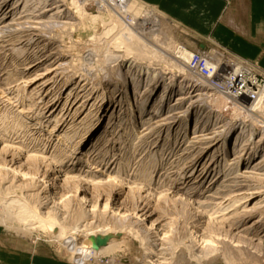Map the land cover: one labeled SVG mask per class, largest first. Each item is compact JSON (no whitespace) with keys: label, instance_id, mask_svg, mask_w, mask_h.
I'll return each mask as SVG.
<instances>
[{"label":"rangeland","instance_id":"374dc122","mask_svg":"<svg viewBox=\"0 0 264 264\" xmlns=\"http://www.w3.org/2000/svg\"><path fill=\"white\" fill-rule=\"evenodd\" d=\"M31 1L32 0H6L7 3L5 2L4 4L5 11H8V9L12 10L16 7L14 13L17 16L15 19L27 15V18L31 17L27 20L31 19L30 21H37L35 18H39V13H43L42 11L48 9L51 11L53 10V12L50 11L44 14L39 21H42L43 23L41 22L42 24L37 26L38 29L36 30H33L36 27L31 28L30 30H28L29 28L26 29L28 31L22 27H13L8 29L4 34H1L2 36L7 34L5 36L6 41L20 37L17 39V41H19L23 38L21 41H24V44L17 46L13 51L0 52V115L5 114L10 116L15 112L19 113L22 109H25V105L21 107L19 103H15V97L18 95L17 90L22 87V90L26 89V92H24V94L22 93L19 97L25 98V103L28 105V93L46 82L45 80L37 83L34 87L29 86L26 82L33 77L30 78L23 75V70L27 67L25 65H28L33 59L41 56L48 57L49 55L54 54V52H56L55 54H57V58H60L56 67L63 64L64 67L62 66V69L66 71L65 73L64 70H60L64 74L63 76H60V71L57 74V76L59 75L61 77L58 78L59 82L62 78H65V80L72 79V84L78 82V76L83 74V68L88 70V68L91 67L89 68V70L91 69L93 72L92 76L90 75L89 77L91 80H89L90 82L87 80L85 84H90L88 86L89 89H91V87L96 89V83L99 82L101 84V81L102 83L104 82L99 86H102L101 88L103 89L99 90V92L102 93L107 91L105 94V104L107 103L106 105H110L107 110L109 111L114 104H117L116 107L119 108L117 110L120 111L121 107L118 106V103L122 101L120 83L125 77L124 75H120L118 78L116 76L117 72L123 69L125 63H133L135 66L137 65V62H134L135 59H131L130 61H124L123 59H108L111 55L109 52H113L116 49V39H113L116 36L114 34L109 36L105 34L110 22L108 14L105 13L107 12V9L114 15L115 20H122L125 25L130 24L136 19V25L132 26L131 30L132 32H135L136 36L140 39L150 55V59L145 58V61L143 62L144 65L141 64V67L145 68L151 64L155 73L159 75L157 77V74H155V78H148L142 82V75L137 71H132V75H130L132 82L131 87L138 86L139 91L143 95L142 96L140 93L139 97L136 98L139 106H137L138 103H135V108L139 110H137L138 112H140V109H143V97H150V103L146 104L144 107L146 113L143 115L144 117L142 116V123L139 122L136 130H131V128L127 129L129 126L126 120L122 119L121 121L117 118V123L114 125L115 128L109 134L107 139L108 143L105 145L107 151L98 157V161L100 162L98 166L102 165L95 170L105 171L106 167L104 168L103 164H105V166L109 164V167L113 161L117 160L114 168L118 166L117 169L120 167L122 172L138 174V166L150 163L152 157H154L158 166L156 169L150 171L153 173L152 182H161L162 180H165L164 183L168 185L173 184L172 186L184 187V182L186 180L181 179H186L187 177H190V175L193 178L197 170H201L203 165L210 160L212 155L216 154L220 157V152L217 153L215 150L220 147L223 142L222 140L225 137H228L229 139L233 138L236 133L238 135L244 128L245 130L240 140V145L234 147L235 149L231 153L232 155L230 154L231 156H229L228 153L224 157L227 158L228 156L230 159H233V157H235L233 155L237 152L240 153V151H244V159L246 160L250 155L254 154V164L252 165V168L256 167L254 172L260 176H252L251 178H248L249 180L245 178L237 179V184H234L238 185V191L234 192L236 195L242 194V191L246 192L247 188L251 187L255 189V191L260 192V194L258 195V198L256 197V200L248 202V204L243 205V207H241L242 203L238 204L239 206L236 205L235 208L237 207V211L235 208L229 209L225 212L226 214L224 217L218 218L214 216L211 220L202 219L201 225L197 229L193 227V221L190 219L188 212L184 209L185 207L183 208L181 203L178 201L176 202L177 197L175 198L174 194H171V192H165L164 190L166 188L155 191L150 189V192H147L146 189L137 190L135 188L137 179L126 180L123 175L119 176L120 179L118 178L120 183L111 182L112 184L108 183L107 185L101 184L89 186L80 183H66L63 181V178L56 173L48 172L46 174L43 167V169L41 168V171H39L37 170L39 166L36 167L35 164H31L26 166V168L32 170L34 173L38 171L42 172L43 175L46 174V177H48L46 182H52L53 180H56L57 177H60V179L56 181V184L58 185L57 195H55L54 199L48 203L50 205L47 204L42 210L47 212L53 205H56V207H54L57 209L58 218L55 221V225L57 222L56 226H58V228L61 227L62 230L59 228L61 230L59 231L63 235L74 236L76 239V242H74L76 246L70 247L58 238L50 236L48 233L38 228H36L35 231L34 229L33 231L31 230L32 232L30 231V233L27 234L23 233L21 228H25L26 225L18 224L17 222L19 221L16 220L17 222H11L9 228L0 223L2 241L0 253L4 255H16L20 262H23L24 259L30 258L36 261V259L40 258L50 261L48 264H52V262H57L58 264H201V262H203L202 264H205L203 261L205 260L204 257H207L208 259L210 255L207 256L204 252H208L212 248L216 250L219 248L218 253L220 254V257L217 255V251L216 257L220 260L222 258L221 264H228L230 260L234 264H264V113L252 110V108L258 106L259 103L257 101H252L251 99L249 101L247 98H243L240 101L239 99L236 100V97H234L235 91L228 88L229 84L227 83L229 82L227 79H230L229 76L231 75L225 69V66L229 65V63H232L234 60L236 62H245L253 67L254 70L261 72L260 74L263 76L264 69L253 61L234 57L235 55H233V53L223 47L211 44L210 42H200L191 33L169 20L158 10L137 3L136 1L134 2L130 0L129 6H124L119 0H50L45 4L39 5H35ZM26 2L30 5H27V7L29 6L28 9H30L28 14H23L25 11H28V9L24 10V4ZM74 2H76L80 9L86 8L96 11L100 9L98 7L101 5V8L105 9L100 11L103 12V21L101 18L96 20V22L92 21L91 14L93 12L91 11L90 14L89 12H86L80 17V12L77 13ZM60 10L62 11L59 12ZM10 30L12 31L10 32ZM35 33L37 34L34 35ZM42 45L45 46L43 47ZM178 45H181L182 49L186 47L190 52H194L192 60L189 62L188 66L186 65V67L182 62L178 61L175 56L174 51ZM22 47L24 49H22ZM20 49L22 50V53ZM122 50L119 51V55L128 56L127 52L124 51V49ZM88 52L94 55L93 62L88 65V68L82 67L84 64L83 55ZM60 54L63 55L61 56ZM19 55L23 57H20ZM194 55H202L204 58L205 56H208L207 58H210V60H206L216 65V72H220V82H216L218 84H216L212 78H210V82L205 79V81L203 80L202 77H205L208 74L207 67H204V58L202 59L204 62L202 61L200 66L197 65L198 59L196 60L195 65L198 68H193V66H191V63L195 59ZM128 57L131 58L134 57V55ZM105 61H107L108 64ZM202 66L205 72L202 71ZM188 67L190 69H188ZM104 72H107L110 75L104 78ZM95 73L99 75L93 79L94 82L92 78ZM73 74H76L75 78L72 77ZM53 76L55 77V74L51 75L49 78L52 79L54 78ZM118 79L121 80V82ZM231 79L234 81L233 76H231ZM92 81L93 83H91ZM51 85L42 87V94L45 95L44 97L48 96V93H46L48 89L51 90L53 87L55 88L57 86ZM68 88L69 87L66 86V88L62 90L61 98H65ZM112 88H114V90ZM165 88L170 91H165V98L161 101L158 97ZM181 88H183L184 91H181ZM131 89L130 92H132ZM228 91H230V93ZM54 92L55 91L48 96V99H51L52 96L54 97ZM9 99H12V102H10ZM61 102H63V100L60 101V103ZM124 108L126 109L125 104ZM89 109L90 107H88V110ZM59 111L60 110H58V112ZM154 111L156 112L154 113ZM176 113L177 115H181L182 119L177 122L174 120L176 123L173 120H170V126L173 122V125L170 128L162 127L152 130L151 132L149 131L146 133L148 134L147 137L140 139L139 141L134 139L135 137L133 136L135 132L144 129L143 123H152L153 121L158 120V118H156L158 115L160 116L159 120L169 118V116L171 118L173 115L176 116ZM187 120L191 121V126L186 139H191L200 135L202 136L205 133L206 135L212 136L211 134L214 135L215 132H220L218 133L219 136L215 137V141L211 142L209 145L206 144V146L205 144H196L192 147L194 144L192 145L191 143L185 145L192 149L189 151L190 153L186 151V154L183 152L185 149L184 146L180 144L182 142L181 135L176 133V128H178L179 124H182ZM169 133L170 137H168ZM124 134L126 135L124 136ZM251 134L252 136H250ZM33 144L38 145L44 152L48 153L51 150V147L46 150L45 145L41 142H35ZM214 145L216 146L211 149L208 154H205V156L200 155L205 152V148ZM100 146L102 147V145ZM102 149L105 148L102 147ZM160 149L161 151L163 150V152H159L157 155L156 153ZM164 151H167V154ZM162 153L164 154L162 155ZM176 156L178 158L182 157V159H178ZM103 158L105 159L104 163H102ZM8 160H10V158ZM215 161L216 158L213 162ZM121 163L124 164V166H122ZM216 163H214L215 166L213 165L209 171L208 176L212 173L211 180L214 179L217 172L224 171L220 161ZM113 170L112 167L111 171L113 172ZM192 170H194L193 174L191 173ZM245 171H248V169H241V172ZM112 176H115V172ZM134 177L137 176L134 175ZM230 177L228 176V178L224 179L229 181ZM123 179L126 181L121 183V180ZM211 180L210 178L206 179L201 188H207ZM129 184L135 185L132 186ZM8 186L9 185L1 186L0 193L5 192ZM213 187L214 186H212V188ZM33 189L35 190L36 188L33 186L27 188V192L24 191L26 193L18 200L22 203L23 201L30 202L31 206H35L38 201L37 196H35V198H33V196L32 198L29 197L30 195L37 194ZM230 189L232 188L225 190L229 191L226 194L223 193L227 196L225 197L224 206H229L230 200H233L230 199V196H235V193H233L232 190L230 191ZM205 190L203 191L204 193ZM10 197L11 195H7V199H5V201L9 200L7 203L11 202V200L8 199ZM216 202L218 201L216 200ZM8 207H11V205ZM211 207L209 209H211ZM233 209L235 210L234 212L238 213L237 217L240 216L238 220L234 219L236 218L235 214L237 213H232L231 210ZM15 210L16 209L4 210L0 207V214L6 215L11 212L14 213ZM248 210L249 212L252 211L250 216L248 218L245 217V219L242 218L243 211ZM126 211L128 214H124ZM223 220H226L227 222ZM233 221L237 222L238 225L233 227ZM151 222L156 226L155 230L148 231L151 240L154 241L155 253H148L149 251L147 248L150 247V243L144 245L140 239L136 238V233L147 228L149 226L147 224ZM207 226L209 229H207ZM252 226L253 228L254 226L256 228L246 230L247 227L249 228ZM58 228L56 227V229ZM194 233L201 234L203 240L200 241V243L199 241L195 243L196 239L192 236ZM224 255L227 256L223 259ZM229 256L231 257L229 258ZM232 258L234 259L232 260Z\"/></svg>","mask_w":264,"mask_h":264},{"label":"bare ground","instance_id":"6f19581e","mask_svg":"<svg viewBox=\"0 0 264 264\" xmlns=\"http://www.w3.org/2000/svg\"><path fill=\"white\" fill-rule=\"evenodd\" d=\"M48 1H50V0H32L31 2H33V4H35V5H39V4H45ZM119 1L124 6H129L130 0H119ZM131 1H134V2L136 1L137 3H140L137 0H131ZM5 2H6V0L5 1L0 0V35L4 34L5 32H7L8 29H11L13 27H15V28L22 27L25 30L28 28H29L28 30H30L31 28L36 27L33 29V30H36V29H38L37 26H39L40 24L43 23L42 21H41L42 23L39 22L40 19L44 16L45 13H48L51 11V10L47 9L46 11H42L43 13H39L40 14L38 16L39 18H35L37 21H30L31 19L27 20L28 18H31V17L27 18V15L26 16L21 15L23 17H20L19 19H15V17L17 16L14 13L16 7L12 10L8 9V11L7 10L5 11V6H4ZM28 2H26L24 4L25 5L24 10L28 9V7L30 6L28 4ZM74 4L76 5L77 13L80 12L79 13L80 17H81V15H84V13H86V12H89V14H90V11L93 13L95 11L94 15H93V13L91 14L92 21L96 22V20H98L100 18L103 21V19H104V17L102 16L103 12H100V11H102L104 8H101V5H99L100 7H98L100 9H98L96 11V10L86 9V8L80 9L79 6L76 4V2H74ZM141 4H142V2H141ZM27 5H29V6L27 7ZM142 5H144V4H142ZM29 9H28V11H25V12L23 11L24 12L23 14H28ZM61 11L62 10H60L59 12H61ZM106 11L107 12H105V13L108 14L110 22L108 24V27H107L108 29H107V32L105 34L108 36L114 34L116 36L113 39H116L115 40L116 41V43H115L116 49H119V50L115 49V51H113V52L110 51L109 53H111V55H110V57H108V59L109 58L111 60L123 59L124 61H130L131 59H135L134 62H137V65H135V66L133 63L132 64L125 63V66H123V69H121V70H119V72H117L116 76L118 78L120 75H124V77H125L124 78L122 76L124 78L122 80V82H121V80L118 79L121 82L120 83V89H121V93H122L121 94L122 101L118 103L119 104L118 106L121 107L120 111L117 110L119 108H117L116 107L117 104L115 105L114 103H113L114 105L112 104L113 106L110 108V110L109 111L107 110V108L110 106V105L109 106L106 105L107 103L105 104V94L107 91H104L102 93L99 92V90L102 89L101 88L102 86L101 87H99V86L101 84H103L104 82L102 83V81H101V84L99 82H98L99 84L96 83V86H97V87H95L96 89H94L92 87H91V89H89L88 86L90 84L89 85L85 84V82L87 80L88 81L91 80V78L89 79V77H90V75L92 76V73H93L91 71V69L89 70V68H91V67L88 66L91 64V62H93V59H94V55L92 53L88 52V53H85L83 55L84 56V58H83L84 64L82 67H87V68L89 67V68H88V70L83 68L84 69V71L82 72L83 74L78 76L79 81L74 82L73 84H72V82H73L72 79L71 80H69V79L65 80V78H62L60 80V82L58 81V78L60 76L64 75L60 71V70H64V69H62V66L64 67V65L61 63L62 65H58L56 67L57 63H59V60H60V58H57V56H56L57 54H55L56 52H54V54L51 53L52 55L48 54L49 55L48 57L47 56H41V57H38L36 59L32 58L33 59L32 61H30L31 60L30 59L29 60L30 63L28 65H25L27 67L23 70V75L28 76L30 78L33 77V78L31 80L28 79L29 81L26 83L29 86L34 87L37 83H39L41 81L46 80V82L43 85L34 88L33 90H31L28 93L29 94V104L28 105L25 103V98L19 97L22 95V93L24 94V92H26V89L22 90L23 87L22 88L20 87L21 89L17 90L18 95L15 97L16 98L15 103H19V105H21V107L25 105L27 108L25 107V109H22L19 113L15 112L14 114H12L10 116L5 115V114L0 115V187L5 186V185H9L6 188L5 192L0 193V205H1L0 207H1V209H4V210L16 209L14 211V213L11 212L10 214H6V215L0 214L1 225L9 228L11 222L18 220L19 222L16 221L18 224L20 223V224H23L24 226L26 225L25 228L23 226H22L23 228H21V231H23V233L27 234V233H30L31 230L33 231V229H34V231H35L36 228H38L40 230L45 231L50 236H54V237L58 238L60 241L64 242V244H66V245H69L70 247L76 246V244L74 243V242H76L75 237L70 236V235H63L62 233H60V231L62 230L61 227H59L61 229L60 230L58 228V226H56L57 222L55 225V221L58 218V213L56 211L57 209L55 208L56 205H53L49 209V211H47V212H44L42 210V209H44V207L47 206V204L49 202L52 201V199H54V196L57 195L58 185L56 184V181L59 180L60 177L63 178V181L66 183H78V184L80 183V184L90 186V185H101V184L107 185L108 183L112 184L113 182L114 183L115 182L120 183L119 176L123 175L126 178V180L127 179L128 180L137 179L136 185L133 184V185H135V188L137 190H141V189L145 190L146 189L147 192H150L151 190L155 191V190H161V189L166 188L164 191L167 193L171 192V194H174V197L175 198L177 197L176 202L178 201L179 203H181V205H183V208L185 207L184 209L188 212V214L190 215V219L193 221L192 222L193 227H195L197 229L200 227L202 219L211 220V219H213L214 216H216L218 218L224 217L226 214L225 212L228 211L229 209L235 208L236 205L242 203L241 207H243V205L248 204V202L256 200V197L258 198V195L260 194V192L255 191V189L251 188L250 186L249 187L251 189L247 188L246 192L242 191L243 192L242 194L236 195V193L234 192V191H238V188H237L238 185H236L237 181H238L237 179H242V178L248 179V178H251L252 176H255V175L260 176L259 174H255L256 172H254L256 170L255 169L256 167L252 168V165L254 164V160H253L254 154L250 155L246 160L244 159V157H245L243 154L244 151L243 152L240 151V153L237 152L236 154L234 153L235 155H233V156H235V157H233V159H230L228 156H227V158L224 157L228 153H229V156H231L232 155L231 153L235 149L234 147L240 145V140H241L242 135L244 134V130H245L244 128L242 129V131H240V133L238 135L236 133V135L233 138L229 139L228 137H225L222 140L223 142L220 145V147L216 148V150H215V152H217V153L220 152V154H221L220 157L216 154L212 155L210 160L205 165H203L202 169L197 170V172L193 178L190 175V177H187L186 179H181V180H186L184 182V187L172 186L173 184L168 185V184L164 183L165 180H162L163 182L162 181L161 182L160 181L159 182L158 181L152 182L153 173L150 171L156 169L158 166L156 161H155L156 159L154 157H152L153 160L151 159L150 163H147V164L145 163V164H141L138 166L139 167L138 174H134V173L128 174V173L122 172L120 167H119V169H117L118 166L117 167L115 166L116 168H114V165H115V163H117V160L113 161L109 167H108L109 164H107L106 166H105V164H103L104 168L106 167L105 171L104 170L103 171H101V170L96 171L95 170L97 168H100L102 165L101 164L100 166H98V164L100 163L98 161L99 160L98 157L101 156L105 151H107L106 150L107 148L105 145H107V143H108L107 139L109 137V134L115 128L114 125L117 123V118H119L121 121H122V119L126 120V122L128 123V126H129V127H127V129L131 128V130H136L137 125L139 124V122H141L142 118L144 117L143 115L146 113V111H144V107L146 106V104L150 103L149 102L150 97H143L142 98L143 99V109H140V112H138L139 110L137 108H135L136 107V106H134L135 103H138L136 101V98L139 97L141 92L139 91L138 86L131 87L132 82L130 79V75H132V71H134V72L137 71L140 73V75H142V77H141V78H143L142 82L148 78H152V79H153V77L155 78L156 77L155 74H157L153 70L154 68L151 64L148 65L147 67H145L146 66L145 65L144 66L145 68L141 67L142 66L141 64H143V62L145 61V58L150 59V55L146 51V49H145L144 45L142 44V42L140 41V39L136 36L135 32H132V30H131V27L136 25V22H137V21H135L136 19L135 20L133 19L134 21L131 22L130 24L125 25L122 22V20H118V19L115 20L114 15L111 12H109L107 9H106ZM51 12H53V10ZM54 16H57V15H54ZM34 25H36V26H34ZM41 26H44V25H41ZM28 30H26V31H28ZM11 31L12 30H10V32ZM30 33H31V31H30ZM17 34H19V33H17ZM17 34H16V36H17ZM20 34H21V31H20ZM36 34L37 33H35L34 35H36ZM6 35L0 36V52L1 53L13 51V49H16L17 46L24 44V41H21L23 38H21L19 41H17V39H19L20 37L17 39L16 38H14V39L9 38L10 40L6 41V39H5ZM22 35H23V33H22ZM87 47H90V46H87ZM115 47H113V48H115ZM22 49H24V48L22 47ZM122 49H124V51L127 52L128 56L134 55V57L129 58L126 55H119V51ZM20 51L22 53L21 49H20ZM41 51H42V49H41ZM106 52H107V50H106ZM174 52H175V56L178 59V61L182 62L185 65V67H186V65L187 66L189 65V62L192 60L193 53H194V52L193 53L190 52L186 47H184V49H182L181 45H178L175 48ZM35 53H36V51H35ZM28 54H31V53H28ZM21 55H19V56L23 57ZM26 55H27V53H26ZM35 57H36V55H35ZM207 57L208 56H205V58H204V56H202V55H194L195 59L191 63L192 64L191 66H193V68L197 67L195 65L197 59H198L197 65L200 66V64H202V61H203L202 59L204 58V61H205L204 67L205 66L207 67L208 74L205 77L204 76L202 77L203 80L205 79L206 81L210 82V78H212V79H214L215 83L218 81L220 82V76H219L220 72L219 71H218L219 73L216 72V70H217L216 65H214V63H210L209 61H207L206 59L210 60V58H207ZM105 62H107V61H105ZM244 63L243 62H236L234 60L232 63H229V65L225 66V69L228 71V73L231 76H233V80H234V81H232L231 76H229L230 79H227V81L229 83H227V82L226 83L229 84L228 85L229 89H231L232 91H235L234 97H236V100L239 99V101L242 99L241 97H243V94H246V92L243 91V88L242 89L240 88L241 86H240V84H237V82H239V80L241 78H243L245 80L244 76L249 75L250 74L249 71L251 70V68L249 69L248 66H243ZM107 64H108V62H107ZM201 68H202V71H204L203 66ZM132 69H134V70H132ZM188 69H190V68L188 67ZM152 70H153V72H152ZM59 71L61 74H60V76L59 75L57 76ZM181 72H182V70H181ZM65 73H66V71H65ZM257 73L260 74L261 72L258 71ZM54 74H55V77L53 76L54 78L51 77L52 79H50L49 77L51 75H54ZM95 74H94L92 80L94 78L98 77V75H99V74L98 75L96 74L97 75L96 76ZM103 74H104V76L103 75L102 76L104 78H106L110 75L107 72L106 73L104 72ZM221 74H222V72H221ZM75 75L73 74L72 77L75 78L76 77ZM158 75L159 74H157V77H158ZM197 75H199V74H197ZM93 81L91 83H93ZM51 83H52V85H51ZM216 84H218V83H216ZM47 85H51V86L57 85L55 88L53 87L54 88L53 91H55L54 97L52 96L53 99H52V97H51V99L49 98L50 100L48 99V96L53 93V91L51 92V90L53 88L51 90L48 89V91L46 92V93H48V96L44 97L45 95L42 94V87L47 86ZM66 86L69 88L67 89V93L65 95V98H61L62 90L65 89ZM224 88L227 89L226 87H224ZM112 89L114 90V88H112ZM130 89L132 92H130ZM215 89L217 90L216 87H215ZM215 89H213V90H215ZM166 90H169V89L165 88L163 90L161 95H159V97H158L159 100L162 101L165 98V91ZM182 90H183V88H181V91ZM218 90H219V88H218ZM228 92L230 93V91H228ZM149 93H150V91H149ZM260 93L261 94L259 95V97L257 99V102L259 104L255 108H252V110H255L256 112H259V113H264V99H263L264 91H260ZM232 94H230V95H232ZM141 95H142V93H141ZM62 100L64 103L63 102L60 103V101H62ZM113 100H115V99H113ZM119 100H121V99H119ZM9 101L12 102V99H9ZM140 101H142V100H140ZM124 104L126 105V109L124 108ZM137 106H139V103ZM88 107H90L89 110H88ZM58 110H60V111L58 112ZM155 112L156 111H154V113ZM156 118H158V120L153 121L154 123L153 122L152 123L147 122V121H146L147 123H143L144 129L141 131H138V132L136 131L134 136H133V137H135L134 139L139 141L140 139H144L145 137H147L148 134H146V133L149 131L151 132L152 130H156V129H159L162 127L170 128L173 125L172 124L173 122L171 123V126H170L169 121L175 120L177 122V121L182 119V116L177 115V113H176V116L173 115V117H171V118L169 116V118L159 120V118H160L159 115H158V117L156 116ZM114 119H116V120H114ZM190 126H191V121L187 120V121L183 122L182 124H179L178 128H176L177 129L176 133L178 135H181L182 142L180 144L182 146H184L185 149L183 150V152H185L186 154H187L186 151L189 152L192 149L188 148L189 146L187 147L185 145L190 144V143L192 145L194 144L192 147H194L196 144H201V145L205 144V146H206V144L209 145L211 142L215 141V137L219 136L218 133H220V132H217V133L215 132L214 135L210 133L212 136L206 135V133H205L202 136L200 135V136L193 137L191 139L190 138L186 139L189 132H190ZM128 133H131V132H128ZM12 135H14V136H12ZM125 135L126 134H124V136ZM250 136H252V134ZM168 137H170V133H169ZM216 139H218V138H216ZM35 142H41L45 145L46 150H47V148H50V147H51L50 148L51 150L49 149L50 151L48 153L44 152L43 149L40 148L38 145L33 144ZM100 145H102V147H104L105 149H102V147ZM215 146L216 145L209 146V147L205 148V150H204L205 152L201 153L200 155L205 156V154H208V152L211 149H213ZM45 147H43V148H45ZM193 149H195V148H193ZM159 152H163V150L161 151V149H160L156 154L158 155ZM46 154H47V156H46ZM163 154L164 153H162V155ZM9 158H10V160H8ZM215 158H216V161L213 162ZM178 159H182V157L178 158ZM104 160L105 159L103 158L102 163H104ZM195 161H196V159H195ZM218 161H220L221 166L224 169V171L223 172H217L216 171L217 174L214 176V179L211 180V174L212 173L210 174V176H208L210 168L214 165V163H216ZM119 162H121V161H119ZM189 163H191V162H189ZM31 164H35L36 167L39 166L37 169L39 171H41L40 169L43 167L45 169L46 174L48 172L56 173L60 177H57L56 180H53L52 182H50V181L46 182V180L48 179V177H46V174L43 175L42 172H38V171L36 173H34V172H32V170L26 168V166L31 165ZM121 165L124 166V164H122V163H121ZM112 167L114 169L113 172L111 171ZM188 168H189V166H188ZM243 168L245 170L248 169V171L241 172V169H243ZM165 170H166V168H165ZM214 170H213V173H214ZM34 171H35V169H34ZM193 171L194 170H192V172H191L192 174H193ZM114 172H115V176H112ZM134 175L137 177H134ZM228 176L229 177L231 176L229 178V181L224 179V178H228ZM209 178L211 181L208 184L207 188L202 189L201 187H202L203 182ZM126 180H124V179L121 180V183H123ZM234 183H236V184H234ZM129 185H132V184H129ZM31 186L36 188L35 190L34 189L33 190L35 192H37V194L29 196L31 198H32V196H33V198H35V196H37L38 201L36 202L35 206H31L30 202L28 203L26 201L25 202L23 201V203H22V202H20V200H18V199H20L21 196L22 197L24 196V194L27 192L26 191L27 188H29ZM212 186H214V187L212 188ZM245 187H246V184H245ZM228 188H232V189H230V191L232 190L233 193H235V196H230V199H233V200H230V202H229L230 204L228 203L229 206H224L225 205L224 201L226 199L225 197H227V196H225V194L227 192H229L228 190L227 191H225V190ZM233 188H235V189H233ZM210 189H212V190H210ZM204 190H205V193L203 192ZM24 191H26V192H24ZM223 193H225V194H223ZM7 195H11V197L8 198L11 200V202H9V203H7L9 200L5 201V199H7ZM202 195H203V197H202ZM218 196H220V197H218ZM216 200L218 202H216ZM234 200H236V201H234ZM6 203H7V205H6ZM10 205H11V207H8ZM48 205H50V204H48ZM211 206H214V207H211ZM210 207H211V209H209ZM236 208H235V210L237 211ZM235 210L234 209L231 210L232 213ZM251 212H249V210L243 211L242 218H244V219H245V217L248 218L250 216ZM234 213H237V212H234ZM124 214H128V212L126 211ZM235 215H236V218H234V219L238 220V218H240V216L237 217L238 213ZM239 215H240V213H239ZM228 220H230V219H228ZM223 221H226V220H223ZM147 225H149L147 228L136 233V238L140 239L144 245H147V243H150L149 244L150 247L147 248V250L149 251L148 253H150V252L155 253L154 241L151 240L150 233L148 231L155 230L156 226L153 222L148 223ZM237 225H238V223L233 221L232 226L235 227ZM19 227H21V226H19ZM56 227L58 229H56ZM252 228H253V226L249 227V228L247 227L246 230H249ZM254 228H256V227L254 226ZM207 229H209V227ZM157 233H158V231H157ZM192 236H194V238L196 239L195 243H197V241H199V243H200V241L203 240L200 233H194V235H192ZM159 239H160V237H159ZM193 241H194V239H193ZM218 250H219V248H218ZM218 250L212 248L211 250H209L210 252L209 251L204 252V253H206L207 256L210 255L208 259H207V257H204L205 258V260H203L204 263L205 264H221L222 258L220 260L218 257H216L217 255L218 256L220 255L218 253L219 252ZM216 251L218 254L216 253ZM149 255H151V254H149ZM226 256L224 255L223 259L226 258ZM181 257H182V255H181ZM184 257H186V256H184ZM230 257L231 256H229V258ZM233 259L234 258H232V260ZM202 263L203 262H201V264ZM228 264H234V263L231 262V260H230V262H228Z\"/></svg>","mask_w":264,"mask_h":264},{"label":"crops","instance_id":"0c3cea01","mask_svg":"<svg viewBox=\"0 0 264 264\" xmlns=\"http://www.w3.org/2000/svg\"><path fill=\"white\" fill-rule=\"evenodd\" d=\"M137 1L158 10L200 42L223 47L234 57L253 61L264 69V0ZM1 242L0 234V247ZM38 259L20 262L16 255L0 253L1 264L50 263Z\"/></svg>","mask_w":264,"mask_h":264},{"label":"built area","instance_id":"2783aa9c","mask_svg":"<svg viewBox=\"0 0 264 264\" xmlns=\"http://www.w3.org/2000/svg\"><path fill=\"white\" fill-rule=\"evenodd\" d=\"M244 63V62H243ZM244 63L243 66H248L251 68L249 71V75L244 76L245 80L241 78L237 84H240V88H243V91L246 94H243V98L251 99L252 101H257L259 95L261 94L260 91H264V76L258 74L253 67L249 66V64ZM242 81V82H241ZM240 98V99H241Z\"/></svg>","mask_w":264,"mask_h":264}]
</instances>
